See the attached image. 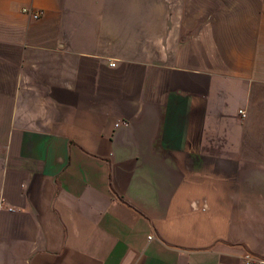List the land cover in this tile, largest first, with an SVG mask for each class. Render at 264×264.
<instances>
[{"label":"crops","instance_id":"0c3cea01","mask_svg":"<svg viewBox=\"0 0 264 264\" xmlns=\"http://www.w3.org/2000/svg\"><path fill=\"white\" fill-rule=\"evenodd\" d=\"M245 254L264 264V0H0V264Z\"/></svg>","mask_w":264,"mask_h":264},{"label":"built area","instance_id":"2783aa9c","mask_svg":"<svg viewBox=\"0 0 264 264\" xmlns=\"http://www.w3.org/2000/svg\"><path fill=\"white\" fill-rule=\"evenodd\" d=\"M23 11H26V10L23 9ZM39 16H40V12H34V13H32V17H33L34 19H37ZM244 258H245V263H246V264H252V263H253L252 258H251L248 254H245V255H244Z\"/></svg>","mask_w":264,"mask_h":264}]
</instances>
